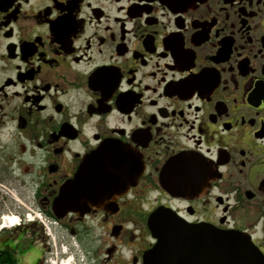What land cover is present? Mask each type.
Returning a JSON list of instances; mask_svg holds the SVG:
<instances>
[{"label": "flooded vegetation", "instance_id": "af4514ba", "mask_svg": "<svg viewBox=\"0 0 264 264\" xmlns=\"http://www.w3.org/2000/svg\"><path fill=\"white\" fill-rule=\"evenodd\" d=\"M86 161L112 192L57 217ZM157 209L264 260V0H0V249L142 264Z\"/></svg>", "mask_w": 264, "mask_h": 264}, {"label": "water", "instance_id": "95a60500", "mask_svg": "<svg viewBox=\"0 0 264 264\" xmlns=\"http://www.w3.org/2000/svg\"><path fill=\"white\" fill-rule=\"evenodd\" d=\"M87 166L86 161L74 179L61 188L53 203L57 217L79 212L78 207H84L80 211L84 213L87 203L97 205L112 192L101 183L103 177L92 174ZM147 228L155 243L144 253L142 264H264L261 254L242 234L187 224L167 210L152 212Z\"/></svg>", "mask_w": 264, "mask_h": 264}, {"label": "trees", "instance_id": "16d2710c", "mask_svg": "<svg viewBox=\"0 0 264 264\" xmlns=\"http://www.w3.org/2000/svg\"><path fill=\"white\" fill-rule=\"evenodd\" d=\"M0 264H17V259L8 249H0Z\"/></svg>", "mask_w": 264, "mask_h": 264}, {"label": "rangeland", "instance_id": "374dc122", "mask_svg": "<svg viewBox=\"0 0 264 264\" xmlns=\"http://www.w3.org/2000/svg\"><path fill=\"white\" fill-rule=\"evenodd\" d=\"M28 212V211H27ZM36 213H38L37 211H34V212H31V214H30V216H31V218H37V216H36ZM8 230H11L12 228H7ZM51 229V228H50ZM51 234H52V236L54 237V232L51 230ZM49 241L51 242V243H53L54 242V240H52L51 238H49ZM56 247H57V245H56ZM52 248H54V246L52 245ZM53 251H54V253H58L59 251H57V249H53ZM18 254V250H17V252H16V255ZM50 257H51V260H54V258L52 257V254L50 255ZM68 257H70V256H68ZM66 260V258H64V261ZM57 264V263H56Z\"/></svg>", "mask_w": 264, "mask_h": 264}, {"label": "bare ground", "instance_id": "6f19581e", "mask_svg": "<svg viewBox=\"0 0 264 264\" xmlns=\"http://www.w3.org/2000/svg\"><path fill=\"white\" fill-rule=\"evenodd\" d=\"M6 221H7L6 225L12 227V226L17 224V217L16 216H9L6 218ZM61 264H71V263H70V260L68 259L66 261H63Z\"/></svg>", "mask_w": 264, "mask_h": 264}]
</instances>
